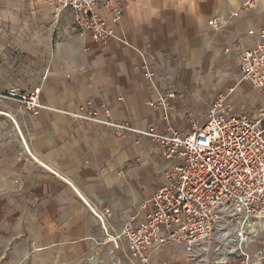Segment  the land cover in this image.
<instances>
[{
  "label": "crops",
  "instance_id": "crops-1",
  "mask_svg": "<svg viewBox=\"0 0 264 264\" xmlns=\"http://www.w3.org/2000/svg\"><path fill=\"white\" fill-rule=\"evenodd\" d=\"M246 1L122 0L114 35L97 42L70 9L0 0V93L37 87L46 106L158 131L190 132L221 93L253 115L264 87L239 79L238 53L260 39L264 0ZM95 11L109 24L110 10ZM174 91L168 105L146 103ZM169 166L145 135L1 99L0 264H126L120 226L146 215ZM103 209L105 230L93 214ZM149 260L193 264L180 244L151 249Z\"/></svg>",
  "mask_w": 264,
  "mask_h": 264
},
{
  "label": "built area",
  "instance_id": "built-area-1",
  "mask_svg": "<svg viewBox=\"0 0 264 264\" xmlns=\"http://www.w3.org/2000/svg\"><path fill=\"white\" fill-rule=\"evenodd\" d=\"M255 1L247 0L243 5L250 9ZM45 3L52 6L55 15L62 9L73 11V26L97 42L114 35L113 25L123 13L122 0H45ZM97 6L110 10L109 24L96 13ZM219 22L220 17L208 20L215 27ZM259 37L250 48L239 50V79L264 87V30ZM39 93L37 87L32 91L10 88L1 91L0 100L19 102L32 115L44 110L62 112L117 132L145 135L161 147L164 158L170 161L165 171L167 182L148 199L150 210L142 218L130 215L120 226L118 237L126 245V264H151L150 250H161L170 244H180L186 256L194 259L197 252L208 250L215 224L224 212L237 217L244 228L255 219H264V106L253 115L235 113L227 93H221L208 106L205 122L194 124L190 132L184 133L140 129L100 118L97 112L89 110L62 111L43 104ZM176 94V91L158 94L146 103L168 105L166 101ZM93 214L105 230L106 219L112 216L110 209Z\"/></svg>",
  "mask_w": 264,
  "mask_h": 264
},
{
  "label": "rangeland",
  "instance_id": "rangeland-1",
  "mask_svg": "<svg viewBox=\"0 0 264 264\" xmlns=\"http://www.w3.org/2000/svg\"><path fill=\"white\" fill-rule=\"evenodd\" d=\"M261 220L264 222V219ZM259 222L261 221L258 219L252 221L256 226L253 232L251 227L241 226L237 217L222 213L207 245L208 250L197 252L190 262L193 264H264V227L259 226ZM224 230L227 234L222 236ZM220 258H224L223 263L218 262Z\"/></svg>",
  "mask_w": 264,
  "mask_h": 264
},
{
  "label": "bare ground",
  "instance_id": "bare-ground-1",
  "mask_svg": "<svg viewBox=\"0 0 264 264\" xmlns=\"http://www.w3.org/2000/svg\"><path fill=\"white\" fill-rule=\"evenodd\" d=\"M258 221H261V222L258 223V225L263 228L264 227V222L261 219H259ZM248 226L251 227V229H252L253 232L256 230V226L255 225L249 224ZM226 234H227V231L224 230L222 232V236H225ZM223 261H224V258H220L218 262L219 263H223Z\"/></svg>",
  "mask_w": 264,
  "mask_h": 264
}]
</instances>
